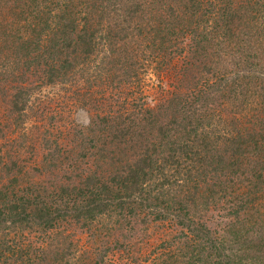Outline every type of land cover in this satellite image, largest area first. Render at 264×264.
<instances>
[{
    "label": "trees",
    "instance_id": "1",
    "mask_svg": "<svg viewBox=\"0 0 264 264\" xmlns=\"http://www.w3.org/2000/svg\"><path fill=\"white\" fill-rule=\"evenodd\" d=\"M0 264H264V0H0Z\"/></svg>",
    "mask_w": 264,
    "mask_h": 264
},
{
    "label": "rangeland",
    "instance_id": "2",
    "mask_svg": "<svg viewBox=\"0 0 264 264\" xmlns=\"http://www.w3.org/2000/svg\"><path fill=\"white\" fill-rule=\"evenodd\" d=\"M155 77H152V80L151 81H155L154 79ZM154 82H151L149 87L147 88L148 90V94L151 96L150 98H153L157 95V90L154 88L153 86ZM149 101H152V99ZM154 102V101H153ZM153 102H149L150 104L153 103ZM72 118H76L79 120V122H82V123H86L87 122V117H86V114H83V112L81 110H79V112H74L72 114Z\"/></svg>",
    "mask_w": 264,
    "mask_h": 264
}]
</instances>
